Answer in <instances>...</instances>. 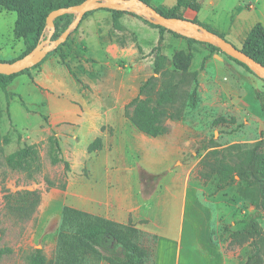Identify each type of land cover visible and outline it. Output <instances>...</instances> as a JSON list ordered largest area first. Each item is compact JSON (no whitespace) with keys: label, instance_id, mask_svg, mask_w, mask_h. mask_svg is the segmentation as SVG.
<instances>
[{"label":"rangeland","instance_id":"rangeland-1","mask_svg":"<svg viewBox=\"0 0 264 264\" xmlns=\"http://www.w3.org/2000/svg\"><path fill=\"white\" fill-rule=\"evenodd\" d=\"M196 1L200 3L197 20L215 28L226 29L237 21L250 28L264 18L262 0L251 6L248 0ZM174 3L151 0L152 5L160 7ZM67 14L74 19L75 13ZM15 18L14 11L0 8V59L4 61L16 59L24 50L22 40L13 37ZM47 35L48 31L42 39ZM67 37L65 44L47 52L37 66L11 79L6 87L11 96L0 89V247L5 250L0 264H28L27 254L35 249L54 258L63 196L52 194L51 188L67 182L72 172L86 174L87 160L101 149L87 151L85 145L92 135L86 123L75 127V115L84 116L89 127L90 123L100 125L111 119L113 125L103 124L101 129L107 127L109 136L119 131L128 159L137 162L143 156L155 168L156 174L140 170L143 195L158 190L160 179L179 173L188 177L190 195L183 231L186 244L180 240L183 249L174 256V264H179L186 246L190 254L183 253L187 258H181L182 264H243L255 252L258 264H264V210H257L253 217L259 234L239 244L234 235L247 226L246 216L253 214V206L241 198L235 183L224 184L216 174L205 177L198 165L213 146L237 143L251 149L258 144L264 152V79L231 60L216 45L188 42L169 32L161 42L162 70L155 72L158 30L128 11L116 15L96 9ZM226 38L240 47L238 38L231 34ZM178 50L192 54L184 73L171 72V57ZM192 73L197 80L194 104ZM148 79L156 83V88L165 82L175 84L179 93L176 106L182 107L181 117L167 119V132L157 137L137 131L124 115V105ZM62 105L68 118L56 117ZM124 117L126 124L121 125ZM48 136L58 138L62 156L69 162L68 171L62 163H50ZM26 145H36L39 154L40 170L32 177L5 162L8 154ZM46 178L55 186L48 187ZM25 191L39 195V203L29 217L26 210L12 209ZM137 238L149 250L144 264L154 262L157 237L141 233ZM167 261L170 258L164 257L165 264Z\"/></svg>","mask_w":264,"mask_h":264},{"label":"trees","instance_id":"trees-1","mask_svg":"<svg viewBox=\"0 0 264 264\" xmlns=\"http://www.w3.org/2000/svg\"><path fill=\"white\" fill-rule=\"evenodd\" d=\"M83 1L85 0H0V8L16 13L13 37L22 40L24 44V50L17 58L28 53L42 40L44 33L47 31L46 17L51 10L78 5ZM141 1L151 5V0ZM199 7L196 0H175V3L169 7L156 6L154 8L166 17L182 18L184 10L189 8L198 11ZM100 9L108 10L116 15L124 12L108 8ZM93 11L86 12L82 19ZM138 17L158 30V41L154 47L156 52L155 72L162 70L161 61L164 56L160 51L165 32L185 38L188 42H198L209 47H215L213 44L179 35L139 15ZM71 21L72 17L69 14H63L55 18L53 39L57 38ZM192 21L204 26L215 35L225 38L223 33L199 22L197 18H192ZM67 39L68 37L56 48L65 44ZM239 49L264 65V26L261 22H256L251 26ZM228 57L255 75L245 64L230 56ZM191 59L192 54L190 52L184 50L174 52L171 57V72L184 73L189 68ZM61 62L68 72L76 77L69 63L63 58H61ZM37 64L30 68L37 66ZM30 68L10 75L0 73V89L6 96H11L6 88L11 79L18 74L27 72ZM164 73L167 74V71ZM192 77L194 80L192 104H194L197 93L196 73H192ZM178 94L175 84L165 82L156 88V83L148 79L139 86L136 96L124 105V115L137 131L149 137L160 136L167 132V126L165 125L167 119L178 120L182 115V107L176 106ZM47 145L50 163L52 165L62 163L64 169L68 171L69 162L62 156L58 138L48 136ZM101 146V139L95 138L87 145V151H94L101 148ZM5 162L13 169L25 171L29 177H32L34 171L40 170L36 145H26L22 149L8 154L5 157ZM198 165L205 177L216 174L220 176L224 184L231 185L235 183L241 198L247 200L254 208L253 214L246 216L248 219L247 226L239 231L238 236L234 235V239L240 244L247 238H254L255 235L259 234L257 223L253 218L254 215H257V210H264V152L259 150V145L256 144L251 149H243L237 143L223 148L213 146L199 160ZM45 182L48 187L55 186L47 178ZM65 186L66 182H63L57 187L64 189ZM19 200L20 203L13 205L12 209L17 212L26 210L29 217L39 203V195L36 191H25L19 196ZM59 222L54 258L50 259L41 250L35 249L27 254L28 264H98L101 260L108 264H144L149 255V250L142 246L137 238L141 233H145L131 224H121L67 205L62 207ZM4 252L5 250L0 247V257ZM6 252H10V249H6ZM259 262L260 259L255 252L243 264H258Z\"/></svg>","mask_w":264,"mask_h":264},{"label":"crops","instance_id":"crops-1","mask_svg":"<svg viewBox=\"0 0 264 264\" xmlns=\"http://www.w3.org/2000/svg\"><path fill=\"white\" fill-rule=\"evenodd\" d=\"M254 1L258 0H248V4ZM262 1L264 2V0ZM210 2L213 3V0H210ZM198 4L200 6L199 2ZM198 11L188 8L183 13V17L187 19L196 18ZM206 24L223 33L225 39H227L226 35L230 34L238 38L241 44L251 28H247L244 23L239 21L234 22L231 27L226 29L215 28L209 23ZM261 24L264 26V18ZM65 110L63 105L60 106L56 117L68 118ZM73 117L76 128L85 123L87 124L90 132L89 136L92 135L89 142L93 138L99 137L101 138L102 147L93 152L92 158L87 160L86 174H79L78 171L76 173L72 172L68 176L64 189L51 188L52 194L63 196L61 209L67 205L121 224L130 223L146 234L155 235L157 240L154 262L148 264H165L164 257L170 258V261H167L168 264H174V256L178 255L179 250L183 249L180 246V240L186 244L183 239V231L190 195L188 177L183 173H179L167 180L163 179L161 181L160 179L159 184L161 186L158 187V190L143 195L140 170L148 174L154 172L156 174L157 172L143 156L137 162L128 159L127 149L124 148V144L121 142L119 131L114 130V134L109 136L107 135L109 133L107 127L101 129L103 124L113 125L112 120L107 118L106 122L100 125H96L95 122L90 123L89 127L84 116L75 115ZM125 124L126 118L124 117L121 125ZM119 129H121V126ZM135 175H137V178L134 180ZM145 182H147V179ZM52 247L55 249L54 243ZM186 249L187 246L184 252L187 251ZM184 252L180 255L179 264L183 263L181 258L184 257ZM187 253L190 254L189 251ZM43 254L46 256L44 252ZM186 258L184 257V260ZM100 264L108 263L102 261Z\"/></svg>","mask_w":264,"mask_h":264},{"label":"water","instance_id":"water-1","mask_svg":"<svg viewBox=\"0 0 264 264\" xmlns=\"http://www.w3.org/2000/svg\"><path fill=\"white\" fill-rule=\"evenodd\" d=\"M100 8L135 13L152 23L160 25L184 37L216 45L223 53L242 62L249 67L256 76L264 79V65L245 54L225 38L215 35L204 26L192 21V19L184 17H166L157 12L153 6L141 0H85L78 5L59 7L51 10L46 17L47 37L40 40L32 50L17 59L12 61L0 60V73L10 75L37 64L44 58L47 52L56 48L60 43L66 40L69 32L78 25L86 12ZM67 13H75L74 19L57 38L51 39V35L55 31L54 19Z\"/></svg>","mask_w":264,"mask_h":264},{"label":"built area","instance_id":"built-area-1","mask_svg":"<svg viewBox=\"0 0 264 264\" xmlns=\"http://www.w3.org/2000/svg\"><path fill=\"white\" fill-rule=\"evenodd\" d=\"M249 5H251V4L249 3Z\"/></svg>","mask_w":264,"mask_h":264}]
</instances>
